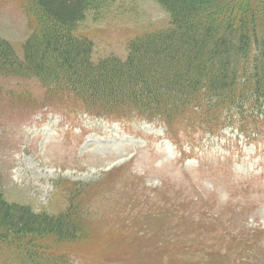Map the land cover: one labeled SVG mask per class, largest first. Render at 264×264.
<instances>
[{"label": "rangeland", "instance_id": "rangeland-1", "mask_svg": "<svg viewBox=\"0 0 264 264\" xmlns=\"http://www.w3.org/2000/svg\"><path fill=\"white\" fill-rule=\"evenodd\" d=\"M27 6L0 0V36L21 57ZM170 24L155 0H108L77 34L95 61L125 59L131 39ZM46 98L37 80L0 79V192L36 213L93 208L90 236L56 247L75 264H264V139L229 119L209 133L185 118L169 134Z\"/></svg>", "mask_w": 264, "mask_h": 264}, {"label": "trees", "instance_id": "trees-1", "mask_svg": "<svg viewBox=\"0 0 264 264\" xmlns=\"http://www.w3.org/2000/svg\"><path fill=\"white\" fill-rule=\"evenodd\" d=\"M155 1L171 24L131 39L125 59L95 61L94 42L77 28L108 0H30L23 56L0 36V79L37 80L50 102L160 121L169 133L185 118L192 131L229 119L241 132L264 133V0ZM89 208L36 213L0 192V264H75L56 247L90 236L100 217Z\"/></svg>", "mask_w": 264, "mask_h": 264}]
</instances>
